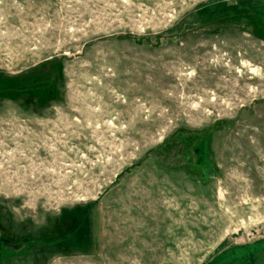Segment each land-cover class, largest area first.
<instances>
[{"label": "rangeland", "instance_id": "obj_1", "mask_svg": "<svg viewBox=\"0 0 264 264\" xmlns=\"http://www.w3.org/2000/svg\"><path fill=\"white\" fill-rule=\"evenodd\" d=\"M0 264H264V0H0Z\"/></svg>", "mask_w": 264, "mask_h": 264}, {"label": "crops", "instance_id": "obj_2", "mask_svg": "<svg viewBox=\"0 0 264 264\" xmlns=\"http://www.w3.org/2000/svg\"><path fill=\"white\" fill-rule=\"evenodd\" d=\"M232 248H233V247H232ZM228 249H230V248H228ZM226 250H227V249H226ZM224 251H225V250H224ZM221 253H223V252H221ZM221 253H219V254H221ZM217 255H218V254H217ZM215 256H216V255H215ZM215 256H213L212 258H214ZM212 258H211V259H212Z\"/></svg>", "mask_w": 264, "mask_h": 264}]
</instances>
